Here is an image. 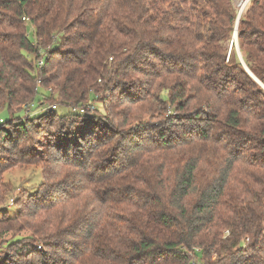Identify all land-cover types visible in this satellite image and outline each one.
Returning <instances> with one entry per match:
<instances>
[{
    "label": "trees",
    "instance_id": "trees-1",
    "mask_svg": "<svg viewBox=\"0 0 264 264\" xmlns=\"http://www.w3.org/2000/svg\"><path fill=\"white\" fill-rule=\"evenodd\" d=\"M237 12L234 0H0V203L8 170L43 174L0 219V264H264V88L229 47ZM241 13L239 49L264 84V0ZM99 94L115 104L67 107ZM44 99L66 110L23 117ZM54 164L74 175L64 187Z\"/></svg>",
    "mask_w": 264,
    "mask_h": 264
},
{
    "label": "rangeland",
    "instance_id": "rangeland-1",
    "mask_svg": "<svg viewBox=\"0 0 264 264\" xmlns=\"http://www.w3.org/2000/svg\"><path fill=\"white\" fill-rule=\"evenodd\" d=\"M240 0H234L235 2V6L238 9V3ZM247 4V3H246ZM239 10V9H238ZM26 30H27V34H28V38L31 42L34 41V28L33 25L30 22L26 23ZM59 39V38H58ZM233 40V34H232V38L229 41V47L231 45V42ZM43 53V50L42 52ZM142 78V77H141ZM100 81V80H99ZM133 92H137L135 89L132 90ZM119 95V92L115 93V96L117 97ZM104 95L99 94L98 99L95 101H89L83 104H75V103H70L67 107L72 108H78L81 109L83 108V112H89V113H94L97 109H101V110H108L109 108H111L114 104H115V99H111V100H106L104 102V104H100L99 102L102 100L101 98ZM106 96H111V95H107ZM57 106L55 109L57 111V113H63L66 109L64 108L65 105L63 103L60 102L59 99L56 100H46L44 99L43 103L41 102L40 106H30L29 108L26 107L25 108V114L23 117L27 118L26 116H31L37 113L41 114L45 111L48 110V108L50 109H54L53 107ZM128 106V103H123L122 107L124 106ZM138 113V109L137 107H135L134 112ZM104 112V111H103ZM28 116V117H29ZM11 117L10 113L5 109V108H0V118L4 119V120H8ZM49 117V116H48ZM150 115L148 114V112H144L142 114V121L145 120H150L149 119ZM137 124V123H135ZM108 126H111V124H109ZM129 125H121L118 128L120 130H124L125 132L129 130ZM133 127V126H132ZM10 129H12V125L10 126ZM147 130H149V127H144V131H142V136L146 135ZM130 136V135H129ZM139 137V136H138ZM1 144V143H0ZM61 156L59 154L58 151H55L54 153V158L55 157H59ZM61 158V157H59ZM63 158V157H62ZM60 160V159H58ZM53 166H58L57 168V176L55 178H52V182L57 183L61 186H66V181L64 179H62V177L64 176L65 178H69V180H71V178H74V175L71 174L70 172H68V167H65V169L62 166H59L58 164H54ZM52 166V168H53ZM72 167H69V169L71 170ZM65 174L67 176H65ZM43 179V174H42V169L39 165H27L24 167H14L10 170H8L4 177L3 180L9 184L10 186V190L9 193L4 197V199H2L3 201L0 203L1 207L0 209V219H2L5 215L9 216H14L16 215V213H18V210L21 207H24L23 202H25L26 198L28 197L26 195V193H33L36 190V187H38V185L40 184L41 180ZM77 181L73 182L72 185H70L68 188H72V186L76 185ZM54 193H57V190L53 191ZM49 189L46 191V196H49ZM22 202V204H19L18 202ZM79 202V200H74V201H70L68 202V206L70 207L71 205H74V207H76V204ZM3 210H7L8 213H4ZM28 230H23L22 233H28ZM11 233L7 234V237L10 236ZM37 248L39 249L40 246H37ZM214 257V255H213Z\"/></svg>",
    "mask_w": 264,
    "mask_h": 264
},
{
    "label": "water",
    "instance_id": "water-1",
    "mask_svg": "<svg viewBox=\"0 0 264 264\" xmlns=\"http://www.w3.org/2000/svg\"><path fill=\"white\" fill-rule=\"evenodd\" d=\"M242 13L237 12V17H236V21H235V26H234V31H233V40L231 42V44H234L235 47V51L241 61V63L243 64V66L245 67V69L248 71V73L264 88V84L250 71V69L247 67V65L245 64L243 58H242V53L239 49V45H238V41H237V28H238V22H239V18L240 15Z\"/></svg>",
    "mask_w": 264,
    "mask_h": 264
},
{
    "label": "bare ground",
    "instance_id": "bare-ground-1",
    "mask_svg": "<svg viewBox=\"0 0 264 264\" xmlns=\"http://www.w3.org/2000/svg\"><path fill=\"white\" fill-rule=\"evenodd\" d=\"M248 2V0H240L238 3V12H242L243 8L245 7L246 3Z\"/></svg>",
    "mask_w": 264,
    "mask_h": 264
},
{
    "label": "built area",
    "instance_id": "built-area-1",
    "mask_svg": "<svg viewBox=\"0 0 264 264\" xmlns=\"http://www.w3.org/2000/svg\"><path fill=\"white\" fill-rule=\"evenodd\" d=\"M42 64H43V60H42V59L38 60V65H39V66H42ZM54 107H55V105H54ZM54 107H53V108H54ZM81 110H84V109L81 108Z\"/></svg>",
    "mask_w": 264,
    "mask_h": 264
}]
</instances>
